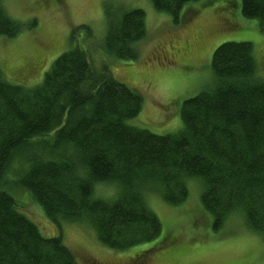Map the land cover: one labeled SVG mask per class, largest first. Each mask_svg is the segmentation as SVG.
<instances>
[{
  "label": "trees",
  "instance_id": "trees-1",
  "mask_svg": "<svg viewBox=\"0 0 264 264\" xmlns=\"http://www.w3.org/2000/svg\"><path fill=\"white\" fill-rule=\"evenodd\" d=\"M199 1L152 0L176 22ZM241 13L264 31V0H241ZM21 28L0 0V37ZM145 36V11L130 9L112 24L101 49L136 60L135 45ZM92 47L77 43L61 54L34 88L0 72V264H77L61 232L44 235L23 212L17 188L58 227L84 223L104 245L124 250L161 232L146 191L180 204L186 180L198 177L215 229L239 208L249 229L264 235V76L252 42L227 41L215 49L211 85L182 102L183 127L169 134L129 123L141 111L142 96L106 62L98 66ZM100 184L115 186L116 193L96 195Z\"/></svg>",
  "mask_w": 264,
  "mask_h": 264
},
{
  "label": "rangeland",
  "instance_id": "rangeland-1",
  "mask_svg": "<svg viewBox=\"0 0 264 264\" xmlns=\"http://www.w3.org/2000/svg\"><path fill=\"white\" fill-rule=\"evenodd\" d=\"M203 1L192 2L195 9H183L176 22L152 0H2L6 13L22 28L15 36L0 37V72L11 83L34 88L61 54L77 43L92 45L95 63L106 62L118 80L142 96L141 111L129 123L158 134L176 133L183 127L182 102L211 85L212 56L222 43L252 42L257 71L264 76L259 21L243 17L241 0ZM135 8L145 11L146 24V36L135 45L137 59L107 56L102 39L124 12ZM19 160L10 169L14 175ZM203 187L202 179L188 178L187 196L180 204L168 203L158 191H146L161 232L124 250L104 245L84 223L64 221L58 227L28 192L17 188L13 194L44 235L62 233L77 264H264V235L249 229L239 208L215 229L214 216L200 199ZM115 193L110 184L96 188L101 197Z\"/></svg>",
  "mask_w": 264,
  "mask_h": 264
}]
</instances>
